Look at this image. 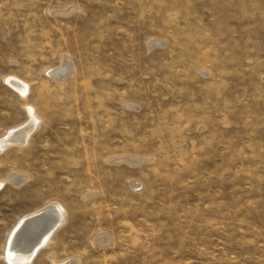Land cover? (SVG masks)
Wrapping results in <instances>:
<instances>
[{
    "label": "rangeland",
    "instance_id": "374dc122",
    "mask_svg": "<svg viewBox=\"0 0 264 264\" xmlns=\"http://www.w3.org/2000/svg\"><path fill=\"white\" fill-rule=\"evenodd\" d=\"M34 115L0 264L50 202L30 264H264V0H0V140Z\"/></svg>",
    "mask_w": 264,
    "mask_h": 264
},
{
    "label": "bare ground",
    "instance_id": "6f19581e",
    "mask_svg": "<svg viewBox=\"0 0 264 264\" xmlns=\"http://www.w3.org/2000/svg\"><path fill=\"white\" fill-rule=\"evenodd\" d=\"M68 69H70L69 66L65 64L59 70L55 71V73L60 77V82L63 81V78L65 77L64 75L67 71H69ZM12 84L19 88L21 91H25L27 89V84L20 86V84L16 81H12ZM38 118V116L34 115L33 120L29 123L28 126L26 125L24 129L19 132H13L9 134L7 138L1 139L0 149H2L9 143L26 140L29 132L33 130V127L38 124ZM122 160L131 162L134 161L131 158H122ZM10 179L13 180L15 178ZM2 182L3 181H0V184ZM63 219V206L56 202H50L40 209L21 216L14 226L12 232L10 233L11 235L9 238L6 254L8 263L30 264V260L35 251L40 246L47 243L50 236L52 235L51 233L60 224V222H62ZM54 264H56V262H54ZM68 264H73V262H70Z\"/></svg>",
    "mask_w": 264,
    "mask_h": 264
}]
</instances>
